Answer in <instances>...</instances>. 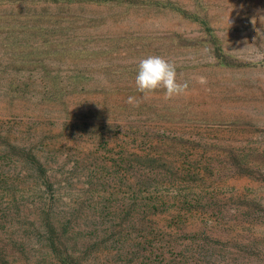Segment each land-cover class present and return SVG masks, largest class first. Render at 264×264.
<instances>
[{
  "label": "rangeland",
  "instance_id": "rangeland-1",
  "mask_svg": "<svg viewBox=\"0 0 264 264\" xmlns=\"http://www.w3.org/2000/svg\"><path fill=\"white\" fill-rule=\"evenodd\" d=\"M0 264H264V0H0Z\"/></svg>",
  "mask_w": 264,
  "mask_h": 264
},
{
  "label": "clouds",
  "instance_id": "clouds-1",
  "mask_svg": "<svg viewBox=\"0 0 264 264\" xmlns=\"http://www.w3.org/2000/svg\"><path fill=\"white\" fill-rule=\"evenodd\" d=\"M200 85L207 84L205 76L196 78ZM137 92L147 98L157 90H163L166 100L187 94L188 82H179L176 66L161 56H148L138 63V71L135 76ZM127 103L133 107H139L140 100L135 96H129Z\"/></svg>",
  "mask_w": 264,
  "mask_h": 264
}]
</instances>
